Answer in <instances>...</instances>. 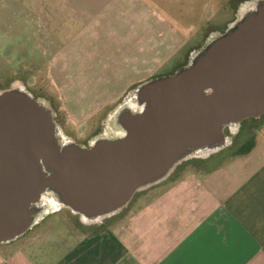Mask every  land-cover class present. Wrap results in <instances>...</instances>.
<instances>
[{"label":"crops","instance_id":"obj_1","mask_svg":"<svg viewBox=\"0 0 264 264\" xmlns=\"http://www.w3.org/2000/svg\"><path fill=\"white\" fill-rule=\"evenodd\" d=\"M0 2L17 6L15 25L9 14L2 20L22 61L39 72L46 66L61 103L52 112L82 128L116 101L138 106V88L187 39L212 21L217 31L230 2L242 9L248 0ZM59 128L62 137L73 133ZM223 135L98 221L71 210L6 242L0 264H264V115L228 124Z\"/></svg>","mask_w":264,"mask_h":264},{"label":"water","instance_id":"obj_2","mask_svg":"<svg viewBox=\"0 0 264 264\" xmlns=\"http://www.w3.org/2000/svg\"><path fill=\"white\" fill-rule=\"evenodd\" d=\"M123 133L64 144L52 110L21 87L0 92V244L32 225L48 189L94 220L124 207L191 151L223 143L224 127L264 115V0L192 65L146 82Z\"/></svg>","mask_w":264,"mask_h":264},{"label":"rangeland","instance_id":"obj_3","mask_svg":"<svg viewBox=\"0 0 264 264\" xmlns=\"http://www.w3.org/2000/svg\"><path fill=\"white\" fill-rule=\"evenodd\" d=\"M259 1L260 0H248V2L245 3L246 8L248 10H254L257 2ZM230 3H232V6L234 7H230L228 11L236 9L244 4V2ZM171 4L173 3L170 2V6ZM16 10L17 6H9L6 4V2H0V92L9 89L11 85L17 87L15 84H20L29 94L38 99L43 105L49 107L51 110H59L61 109V103L59 101V97L57 96V94H55L54 87L50 85L49 78H47L48 73L46 70V66H44L43 71L39 72L37 70H34L32 64L33 61H31V59L22 61V56L18 54L16 50V39L15 37L12 38L13 33L5 32L9 23H7L5 20H2V17L4 18L3 14H9L13 18V15L16 14ZM7 18L11 19L8 21H11L12 25H15L16 22L14 18ZM235 24L237 25V23H233L229 28L228 24L226 26L229 30L230 28L235 27ZM216 25L217 23L215 21H212L210 23V28L206 27L204 30L200 29L198 30L199 32L197 34H194V36H192L190 39H187L186 43L182 46L181 49H179L180 53L175 55V59L169 64L165 65L167 67H161L163 70L161 68L157 69L150 81L156 78L165 77L167 75H170L171 73L175 74L180 70L192 65L195 59L204 50V48L210 42L216 39L215 36L218 33L217 31L213 30L214 26ZM10 44L11 47H8ZM31 58H33V56H31ZM24 66L25 70L23 71L22 69L24 68ZM162 73L168 74L166 75ZM127 104H129L131 108ZM135 105V103H131L130 101L128 103H117L116 101L112 104H109L104 110L100 112L99 117L97 116L98 118L94 117L88 120V122H86V124L83 125L84 127L82 128L76 127L75 123L70 120V118L67 117L68 119L66 120L64 113L56 112L53 110V116L57 126V135L64 144L74 142L81 146L85 144L89 145V142L93 144L96 140L101 138L116 137L118 136V134L123 133V130H121V132L117 134L119 124L116 123L115 120V115L117 116L116 112L125 106H128L125 108H130L131 110L135 111L142 108L140 104H138V106L136 107ZM108 112H110V116ZM63 124L68 125V130H72L73 133H71L70 135L66 134L62 137L60 133L62 129H58V125L62 126ZM40 206L42 208L41 210H38V207ZM35 207L37 211L34 215L32 225L25 233L15 238L16 241L26 238L27 236H30L32 234L38 233L49 227L52 223L53 217L57 214H71V209L60 204L59 198L49 189L43 193L42 198L35 204ZM5 244L6 242L0 244V250L4 247Z\"/></svg>","mask_w":264,"mask_h":264},{"label":"flooded vegetation","instance_id":"obj_4","mask_svg":"<svg viewBox=\"0 0 264 264\" xmlns=\"http://www.w3.org/2000/svg\"><path fill=\"white\" fill-rule=\"evenodd\" d=\"M258 3V2H257ZM241 7V6H240ZM240 7H238V8H236V9H232L233 10V13H232V10H229L226 14H225V16H224V19H222L220 22H221V24L219 25L218 24V29H217V33L218 34H216V36H215V38H218V37H220V36H222V35H224V34H226L227 32H229L231 29H233L234 27H232V28H230L229 30H228V28H227V24L229 23V25H231V24H233V23H238V22H240L242 19H244L249 13H251L252 11H254L255 10V8H254V10H248L247 8H245V6H244V8H245V10H244V8H242V9H240ZM244 11V12H243ZM240 12H243L244 14L242 15V14H240ZM232 14V15H231ZM231 16V17H230ZM235 26H236V24H235ZM228 30V31H227ZM4 54V53H3ZM20 61V60H19ZM32 70H33V68H32ZM20 78H21V76H20ZM13 84V83H12ZM16 86H19V87H21L22 89H24L25 90V88L22 86V85H20V84H15ZM12 87H14V85H11L10 86V88H12ZM35 98V97H34ZM124 103H128V102H124ZM132 103V102H131ZM126 105V104H125ZM129 107H130V105L129 104H127ZM128 106H125V107H128ZM125 107H122L119 111H117L116 113H117V116L115 115V120H116V123H118L119 125H118V129H117V134L118 133H120L121 132V130H122V128L120 127V122H119V116H120V114H121V112L122 111H124V110H127V108H125ZM131 108V107H130ZM130 108H128V109H130ZM118 135H120V134H118ZM89 145H87V144H85V145H83V147H90L91 145H92V143L91 142H89L88 143ZM194 151V150H193ZM193 151H191L188 155H190ZM41 206L40 207H38V210H41ZM106 216H108V215H105V216H101V217H98V218H96V219H94V220H92V221H98V220H100V219H102L103 217H106Z\"/></svg>","mask_w":264,"mask_h":264}]
</instances>
